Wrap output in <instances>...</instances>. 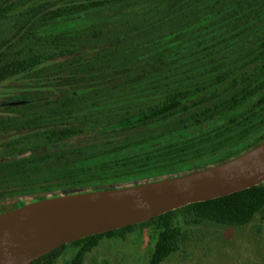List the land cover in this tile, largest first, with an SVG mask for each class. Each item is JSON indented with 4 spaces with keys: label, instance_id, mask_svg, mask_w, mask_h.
Returning a JSON list of instances; mask_svg holds the SVG:
<instances>
[{
    "label": "trees",
    "instance_id": "16d2710c",
    "mask_svg": "<svg viewBox=\"0 0 264 264\" xmlns=\"http://www.w3.org/2000/svg\"><path fill=\"white\" fill-rule=\"evenodd\" d=\"M147 1L0 0V82L47 81L39 70L59 61L63 73L58 89L3 103L0 133H15L0 142V212L182 175L264 140V0ZM263 205L260 183L137 223L157 231L148 264L177 249L179 212L241 226ZM137 224L67 243L71 264Z\"/></svg>",
    "mask_w": 264,
    "mask_h": 264
},
{
    "label": "water",
    "instance_id": "95a60500",
    "mask_svg": "<svg viewBox=\"0 0 264 264\" xmlns=\"http://www.w3.org/2000/svg\"><path fill=\"white\" fill-rule=\"evenodd\" d=\"M262 182L264 140L229 160L182 175L33 200L0 212V264H29L82 237Z\"/></svg>",
    "mask_w": 264,
    "mask_h": 264
},
{
    "label": "rangeland",
    "instance_id": "374dc122",
    "mask_svg": "<svg viewBox=\"0 0 264 264\" xmlns=\"http://www.w3.org/2000/svg\"><path fill=\"white\" fill-rule=\"evenodd\" d=\"M75 24L76 21H66L57 24V28L65 30ZM59 62L39 70L38 76L48 77L47 81L36 82L32 75H23L0 82V112L3 103L13 97L35 93L45 95L51 89H58L63 75L58 69ZM37 83L45 86L36 87ZM13 133L15 131L1 132L0 142L11 138ZM1 197L0 209H3L8 202ZM24 199L30 200L29 197ZM174 224L183 237L177 249L160 264H264V205L250 222L241 226L222 225L207 219L194 222L192 216L183 212L177 214ZM156 239L154 226L137 224L127 231L102 236L85 253L81 264H148ZM75 251L76 247L67 244L52 264H71Z\"/></svg>",
    "mask_w": 264,
    "mask_h": 264
}]
</instances>
